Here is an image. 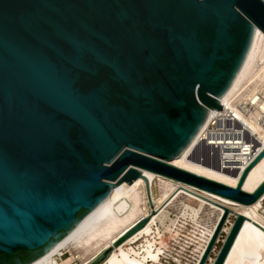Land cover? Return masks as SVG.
Segmentation results:
<instances>
[{"label": "water", "instance_id": "95a60500", "mask_svg": "<svg viewBox=\"0 0 264 264\" xmlns=\"http://www.w3.org/2000/svg\"><path fill=\"white\" fill-rule=\"evenodd\" d=\"M257 29L264 0H0V264L51 253L140 178L150 215L90 263L101 264L180 189L155 212L141 171L258 201L264 180L252 193L242 185L264 148L235 187L169 164L222 110ZM214 158L220 168L218 150ZM202 200L224 212L198 264L234 215L212 262L223 264L247 219Z\"/></svg>", "mask_w": 264, "mask_h": 264}, {"label": "bare ground", "instance_id": "6f19581e", "mask_svg": "<svg viewBox=\"0 0 264 264\" xmlns=\"http://www.w3.org/2000/svg\"><path fill=\"white\" fill-rule=\"evenodd\" d=\"M257 31L259 32L258 39L247 64L237 80L220 101L223 106L222 109H225L221 111V116H224L227 112H233L237 120L240 121V124L256 137V140H254L252 135V137L248 134L246 136L247 139H249L248 143L251 147V149L248 148L247 152L250 157L257 154L262 146H264V130L257 124L256 120L251 115H241L238 111V106L250 100L256 92L264 90V34L259 29H257ZM218 113L219 111L213 110L207 122L190 146L181 156L170 161L169 164L227 186L235 187L247 163H224L225 161H220V168H217L214 164V157L216 154L214 151L218 150V156L225 153V151L240 153V147L233 146L226 148H231L232 150H223L224 148L219 149L218 146L214 149L215 147L213 144H224L225 140H236L238 141L236 143L243 146L245 143L244 140H242L244 134L243 138H237L235 136L234 138L205 136V130L209 122L212 118L218 116ZM240 124H237L239 127H236L235 123L232 124V126L237 130L236 128L241 129ZM221 126L227 127L228 124H226L225 121L223 124H221V122L215 124L216 129L221 128ZM204 139L211 141L209 144L204 143L206 146H209V148L203 146ZM238 158L242 159V157ZM141 172L149 183L151 202L155 212L180 188L222 208H229L234 214H240L245 219L249 220L250 222L244 220L223 264H264V232L252 224L254 223L264 230V215L262 211H260L263 208L262 203L264 202V195L252 205H242L174 182L173 180H168L167 178L148 171ZM156 177H159L160 182V195L158 198L152 195L151 189L152 183ZM263 180L264 157L249 171L242 185V190L247 193H252ZM113 184H115V182ZM180 189L149 219L142 229L115 248L101 264H157L162 254L164 243L161 240L159 246H157L156 237L161 239V236L159 232L156 231L155 233L153 227L164 210L180 195L186 196L190 203H196L199 207L194 208L190 206L191 204H184L182 207V217H189L196 225L198 224L197 218L200 209L204 205L217 212V218L213 227L199 231L200 236L196 243L197 257L194 262V264H198L214 233L216 224L224 211ZM109 202L110 207L107 210L63 242L51 253L32 264H71L76 259L73 251H77V253L80 254L78 257L89 254L81 261V264H90L100 254L108 250L118 238L132 228L137 222L148 217L151 212L146 196L145 183L140 178L134 180L130 185H127L125 182L118 185L111 193ZM231 226L232 224L230 227ZM230 227L225 229L226 234L229 232ZM141 239H144V242H142L139 247L136 248L131 246ZM61 251L69 252L70 256L58 262L55 256L57 254L63 255V252L60 254ZM212 262L213 260L211 264Z\"/></svg>", "mask_w": 264, "mask_h": 264}, {"label": "rangeland", "instance_id": "374dc122", "mask_svg": "<svg viewBox=\"0 0 264 264\" xmlns=\"http://www.w3.org/2000/svg\"><path fill=\"white\" fill-rule=\"evenodd\" d=\"M216 152V150L214 151ZM215 164V163H214ZM160 182L159 177H156L152 183V195L156 198L160 195ZM188 198L184 195H180L175 199L172 204H170L163 212V214L156 220V224L153 227L155 233L159 232L161 239L156 237V244L159 246L160 241L162 240L163 251L159 258L157 264H194L197 257L196 253V243L197 239L200 236L199 231L203 229H210L213 227L216 218L217 212L210 209L208 206L204 205L201 207L196 225L189 217H182V207L184 204H191L190 206L194 208H199L196 203H190ZM262 214L264 215V202L262 203ZM234 221V216L229 215L225 224L219 234L215 246L212 249V252L209 255V258L206 264H211V261L214 260L218 250L221 247L222 242L225 239L226 231ZM156 236V235H155ZM144 242V239L139 240L136 244L131 246L139 247L141 243ZM63 255L57 254L55 259L60 262L61 259L69 258V252L61 251ZM76 259L71 264H81L84 258L89 254L80 255L77 251H73Z\"/></svg>", "mask_w": 264, "mask_h": 264}, {"label": "built area", "instance_id": "2783aa9c", "mask_svg": "<svg viewBox=\"0 0 264 264\" xmlns=\"http://www.w3.org/2000/svg\"><path fill=\"white\" fill-rule=\"evenodd\" d=\"M262 106H264V90H260L256 92L250 100L240 104L238 106V111L243 116L251 115L252 117H254L257 124H259L261 128L264 130V107ZM222 110L224 111L225 109H222ZM221 111H219L218 116H215L209 122V125L207 126L205 130V136H213V137L218 136V137H223V138L225 137L234 138L235 136L237 138L238 137L243 138V134H244V138L242 140H244L245 143L243 144V146H241L239 143H236L238 142L236 140H225L224 144L214 143L213 146L215 147L214 149H216V147L218 146L219 149L224 148L223 150H232L231 148L230 149H226V148L233 147V146H239L241 149L240 151L241 154L232 153V151H225V153H222V155H220L219 158H220V161H225L224 163H244L246 162L247 163V165L245 166L246 168L249 165V163L255 158V156L259 152H261L264 146H262L261 150L257 152V154L253 155V157H250V155L247 152H248V148L251 149V147L249 146L250 144L248 143L249 139H247L246 136L247 134L251 136L252 133H250L248 130L245 129L244 126L240 124V121L237 120L233 112H227V113L224 112L225 113L224 116H221ZM224 121L226 122V124H228L227 127L221 126V128L219 129L215 128V124H217V122H221V124H223ZM234 123L236 124V127H239V125H237L239 123L241 126V129L236 128L237 130H235L232 126V124ZM252 136L254 140H256V137L254 135ZM203 141L207 144L211 142L210 140L207 141L206 139H204ZM238 157H242V159H239Z\"/></svg>", "mask_w": 264, "mask_h": 264}]
</instances>
